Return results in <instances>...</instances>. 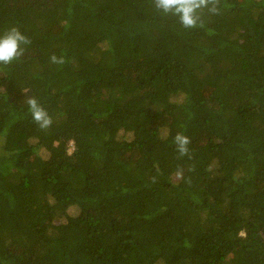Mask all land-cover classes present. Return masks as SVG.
I'll use <instances>...</instances> for the list:
<instances>
[{
  "label": "trees",
  "instance_id": "obj_1",
  "mask_svg": "<svg viewBox=\"0 0 264 264\" xmlns=\"http://www.w3.org/2000/svg\"><path fill=\"white\" fill-rule=\"evenodd\" d=\"M219 9L0 0V264H264V0Z\"/></svg>",
  "mask_w": 264,
  "mask_h": 264
},
{
  "label": "clouds",
  "instance_id": "obj_2",
  "mask_svg": "<svg viewBox=\"0 0 264 264\" xmlns=\"http://www.w3.org/2000/svg\"><path fill=\"white\" fill-rule=\"evenodd\" d=\"M155 9L165 15L176 17L179 24L184 29H194L203 26L201 13L207 10L209 14L219 13L220 0H152ZM30 38L22 34L21 30L13 25L0 33V65H9L12 61L24 55L25 48L22 45L30 44ZM50 62L62 65L65 61L63 57L52 55ZM32 120L41 130H45L52 125V117L40 104L37 98L28 97L25 101ZM190 138L183 133L174 136L176 151L180 156L189 154L188 145ZM177 176H182V171H177Z\"/></svg>",
  "mask_w": 264,
  "mask_h": 264
},
{
  "label": "rangeland",
  "instance_id": "obj_3",
  "mask_svg": "<svg viewBox=\"0 0 264 264\" xmlns=\"http://www.w3.org/2000/svg\"><path fill=\"white\" fill-rule=\"evenodd\" d=\"M263 187H264V185H263Z\"/></svg>",
  "mask_w": 264,
  "mask_h": 264
}]
</instances>
